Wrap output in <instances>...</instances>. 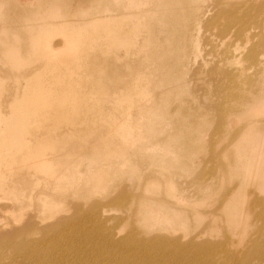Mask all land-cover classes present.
Masks as SVG:
<instances>
[{
  "label": "rangeland",
  "instance_id": "obj_1",
  "mask_svg": "<svg viewBox=\"0 0 264 264\" xmlns=\"http://www.w3.org/2000/svg\"><path fill=\"white\" fill-rule=\"evenodd\" d=\"M182 2L0 0V49H18L21 56L6 61V52L0 50V229L15 224V219L18 224L32 220L45 225L62 214L84 218L96 206L112 215L105 224L112 226L115 240L134 229L139 237L180 234L185 242L190 235L198 243L221 239L228 240V249L248 248L253 226L243 215L249 199L264 195V112L255 117L234 114L233 122L222 125L220 135L214 136L217 115L211 113L215 118L209 121L201 116L190 120L177 107L184 98L176 88L177 65L167 59L161 62L171 54L160 50L165 45L160 42L172 41L156 38L157 33L163 38L174 28L158 30L155 21ZM220 4L228 6L226 0ZM51 7L52 14L45 20L63 25L58 30L40 29L52 34L48 44L53 49L47 42H30L26 27ZM144 7L153 12L142 13ZM260 13L264 14V8ZM88 19L94 20L77 24ZM118 26L126 33L112 42V30ZM82 29L90 34L85 42H64L63 33ZM216 32V28H203L197 39L210 42L205 51L216 62L219 50L226 56L253 46L258 48L257 58L264 59L262 27L249 41L239 37L223 42ZM237 65L248 75L257 66L250 61ZM202 85L211 95L214 83ZM200 91L186 96L190 109L204 101ZM254 121L259 127L248 129ZM130 132L136 141L124 150L125 157L111 155L113 147L124 146L122 137ZM209 138L213 144H207ZM163 153L178 168L171 169ZM189 159L195 163L192 170ZM124 160L138 161L140 175L130 174L129 166L123 167ZM214 164L221 167L218 178L199 187L213 185L212 189L194 196L188 190L193 187L190 180H207ZM96 174L102 175V192L96 191L100 190ZM183 183L192 199L181 198L180 192L170 194ZM234 185L231 201L212 200ZM248 190L252 194L246 195ZM201 226L206 229L198 233ZM185 227L186 231L180 229ZM29 235L41 236L34 231ZM14 249L0 246V264H15L18 251ZM251 260V255L239 259L240 264ZM165 261L175 264L167 256Z\"/></svg>",
  "mask_w": 264,
  "mask_h": 264
},
{
  "label": "bare ground",
  "instance_id": "obj_2",
  "mask_svg": "<svg viewBox=\"0 0 264 264\" xmlns=\"http://www.w3.org/2000/svg\"><path fill=\"white\" fill-rule=\"evenodd\" d=\"M220 1L183 0L182 3L167 9L166 13L168 14L164 15L163 19L155 21L158 30L169 27L174 28L163 38H160L158 33L156 34L158 40L172 41L160 42L165 44L160 47V50H166L171 55L162 58L158 52L155 54L157 57L162 58L161 62L167 59L172 65H177L176 88L178 94L184 96L183 102L177 107L191 117L190 120L193 116L195 118L201 116L209 121L217 115L215 118L216 129L212 133L214 136L220 135L222 125H229L233 122L234 114L241 113L240 116H242L248 113L249 117H255L264 112L261 107V104L264 103V59L257 58V46H253L245 52H242L243 49L234 50L226 56H221L224 52L218 49V55L220 56H217L218 62H216L215 58L211 56L212 54L205 51V46L210 42L197 41L203 28H216V33L221 38L220 41L223 42H233L239 37L249 41L250 38L259 35L260 27L264 31V14L260 13V10L264 8V0H226L227 7L221 5ZM145 7L141 11L142 13L153 12L148 11ZM53 8L51 7L50 11L44 13L42 17H36L38 21H32V23L26 25L30 29V42H47L48 47L53 49L48 44L51 41L52 34L45 35L44 30L40 29L56 28L58 30L63 25V22L53 24L45 20L52 14ZM239 9L241 10L238 11ZM94 19L81 21L77 24L84 26ZM221 19L225 20L224 24L221 23ZM124 33L126 31L119 26L113 29L112 42H116ZM63 35L65 36L63 37L64 42H85L90 38V34L86 29L75 33L66 32ZM149 36L151 38L152 32ZM0 50L6 52V61H9V59L13 61L21 57L18 49ZM203 51L205 52L201 55L200 53ZM209 56L210 58H208ZM238 61H250L253 65L257 64L254 73L248 75L245 68L237 65ZM197 75H201V78H197ZM203 82L214 83L211 95L202 85ZM188 85H191V88L186 91ZM196 90H201L204 101L199 102L197 107L190 109L186 96L192 95L194 92L197 93ZM256 123L255 121L252 122L248 129L257 128L258 124ZM10 133L11 131H9L8 136ZM1 136L4 137V132L1 133ZM134 138L135 135L132 132L124 135L122 137L124 146L113 147L111 155L117 158L125 157L124 150L133 145V142L136 141ZM206 141L209 142L207 144L214 143L213 138ZM163 155L171 169L178 168L173 165L174 159L169 158L165 153ZM191 160H187V163L191 164V167L188 166L192 170L194 167L192 161L194 160ZM214 165L211 174H208L207 180L199 179L198 174L196 175L197 178L190 180L189 184L191 183L190 185L193 187L188 190L194 192V196L212 189L213 185L205 189L199 187L213 184L216 181L220 165ZM126 166H129L130 174L140 175V166L142 165L138 161L131 162L130 160L127 163V160H124L123 167ZM95 177L96 183H99L102 175L96 174ZM103 183H99L98 189L100 190H96L97 192H102L105 189ZM186 183L180 185L178 189L175 188L170 194L174 196L180 192L181 198L192 199ZM0 189H3V187H0ZM213 191L215 192V189ZM235 191L236 186L234 185L212 200L219 198L218 201L221 204L225 201H231L235 196ZM247 194H252V191L248 190ZM176 198L181 201L180 197L177 196ZM194 200H199V198ZM92 207L84 218H81V216L69 218L62 214L50 224L45 225H37L32 220L18 224L19 220L15 219V224L10 227L3 226V229H0V246L8 245L10 248L16 246L14 250L18 253L14 256L17 258L14 260L15 264H151L152 261H155L153 264H164L166 262L165 256L175 264H183V262L186 264H240L239 259L243 255H251L252 260L256 261L255 264H264V195H254L253 198L248 200L243 216L248 217L251 226H253L251 231L253 240L250 238L248 248L245 251L226 248L228 240L217 239L215 242L201 240L198 243L196 237L187 236V232L183 234L185 237L187 236L185 241L187 243L181 241L182 236L180 234L173 238L171 236L145 238L139 237L134 229L130 230L124 237L115 240L112 235V226L108 227L105 224L107 218H112V215L108 213L109 210L100 209L96 206ZM77 212L79 211L77 210ZM180 229L186 231L188 228ZM204 229L206 227L201 226L198 233L203 232ZM215 230L218 231L217 228ZM31 231L40 233L41 236L30 237ZM240 237L243 236L240 235ZM16 238L19 241L15 242ZM167 249L168 251H166ZM153 254L158 256L152 259ZM251 261L247 264H250ZM241 264H245V262L241 261Z\"/></svg>",
  "mask_w": 264,
  "mask_h": 264
}]
</instances>
